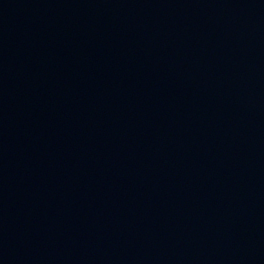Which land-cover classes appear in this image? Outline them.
<instances>
[{"label": "water", "instance_id": "1", "mask_svg": "<svg viewBox=\"0 0 264 264\" xmlns=\"http://www.w3.org/2000/svg\"><path fill=\"white\" fill-rule=\"evenodd\" d=\"M0 264H264V0H0Z\"/></svg>", "mask_w": 264, "mask_h": 264}]
</instances>
